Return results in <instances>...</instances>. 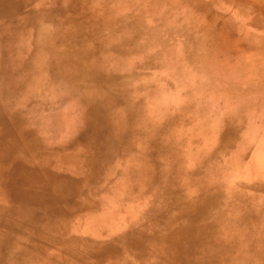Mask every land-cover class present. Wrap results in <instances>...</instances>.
<instances>
[{"label": "rangeland", "instance_id": "374dc122", "mask_svg": "<svg viewBox=\"0 0 264 264\" xmlns=\"http://www.w3.org/2000/svg\"><path fill=\"white\" fill-rule=\"evenodd\" d=\"M0 264H264V0H0Z\"/></svg>", "mask_w": 264, "mask_h": 264}, {"label": "bare ground", "instance_id": "6f19581e", "mask_svg": "<svg viewBox=\"0 0 264 264\" xmlns=\"http://www.w3.org/2000/svg\"><path fill=\"white\" fill-rule=\"evenodd\" d=\"M10 8V7H9ZM15 8V7H14ZM34 22V21H33ZM35 26V25H34ZM35 30H36V28H35ZM34 31V30H33ZM41 36V35H40ZM45 36V35H44ZM48 38V37H47ZM48 47H50V46H48ZM51 50V49H50ZM50 57V56H49ZM79 58V57H78ZM73 62V61H72ZM65 63V62H64ZM52 66V65H51ZM43 67H45V66H43ZM67 68V67H66ZM40 69V68H39ZM38 69V70H39ZM66 70V69H65ZM57 72V71H56ZM58 74H61V73H58ZM65 76V75H64ZM67 76V75H66ZM90 77V76H89ZM99 78V77H98ZM100 78H102V77H100ZM106 79V78H105ZM82 80V79H81ZM89 80H90V78H89ZM95 80V79H94ZM100 80V79H99ZM75 81H78L79 83H81V84H84L85 85V83L86 82H84L83 80H82V82L81 81H79V80H75ZM102 81V80H101ZM89 82V81H88ZM87 82V83H88ZM103 83V82H102ZM101 83V84H102ZM109 83V82H108ZM108 83H107V85H108ZM104 84V83H103ZM104 86V85H103ZM105 87H107V86H105ZM112 88V87H111ZM108 90V89H107ZM3 92V91H2ZM3 94V93H2ZM113 95H115V94H113ZM120 101V100H119ZM2 109H4V108H2ZM6 111V110H5ZM5 113V112H4ZM22 201V200H21ZM23 203H25L26 201H22ZM215 201L214 200H211V199H209L208 197L207 198H205V201H203V200H200V201H198V202H191L192 203V205H194V206H198V205H200L201 207H203V206H206V207H208V206H210V205H212L213 203H214ZM24 205V204H23ZM195 236V234H191V235H189V236H186L185 237V240L187 239V240H189V239H192L193 237Z\"/></svg>", "mask_w": 264, "mask_h": 264}]
</instances>
